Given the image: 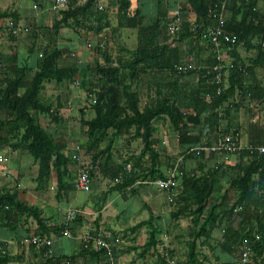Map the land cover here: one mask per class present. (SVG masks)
Masks as SVG:
<instances>
[{"label": "trees", "instance_id": "1", "mask_svg": "<svg viewBox=\"0 0 264 264\" xmlns=\"http://www.w3.org/2000/svg\"><path fill=\"white\" fill-rule=\"evenodd\" d=\"M100 1L69 0L68 7L57 13L49 29L41 27L34 32L30 52L40 53L34 66L18 64L16 56L4 54L0 44V153L8 150L9 156L11 153L27 156L37 167L35 190L40 193L48 191L52 178H55L56 197L61 199L70 187L67 183L69 166L78 162L77 155H69L68 148L77 146L78 140H57L47 133L41 124V116L49 115L55 121H61L63 104L60 98L50 102L42 100L39 93L48 82L68 86L79 83L90 97L89 105L94 114L87 119L86 108H81L80 117L75 119L81 129H85V153L89 156L86 167L90 179L101 165L110 166L113 140L109 139L101 148L109 131L115 138L132 135L133 140H140L142 154L148 155L147 168H141V156L136 158L141 169L135 175L124 172L122 181L113 186V191L123 193L139 179L162 177L154 135L157 122L168 120L179 138H185L179 155L183 157L180 167L185 175L180 191L170 203L174 210L169 216L173 224H178L182 218L190 222L187 259L183 264H228L231 259L242 264L241 256L247 247L251 250L252 264H264V153L258 151L259 147H264V0H184L179 9L180 28L174 32L168 28L172 21L170 17L168 19L171 4L168 8L163 7L164 0H156L158 13L147 26L143 25L146 15L142 13L144 10L139 0H114L119 26L137 31V46L130 59L123 60L119 55L114 60L109 47L102 45L94 52L97 58L92 57L94 67L79 63L60 68L58 60L62 54L57 45L60 29L65 27L76 31L84 28L103 34L105 28H112L108 14L97 6ZM221 6H224L225 18L222 35L229 36L234 42H225L221 35L216 46L204 36L217 26ZM210 10L217 11L216 18L211 17ZM7 19L14 28L19 27L15 26L16 12L0 10V21ZM1 31L2 28L0 34ZM6 32L8 42L13 43L16 38L13 28L8 26ZM42 36H47L48 40L37 44ZM205 51L210 54L209 65L202 66ZM222 54L227 60L224 63H231L233 67L223 68L217 83L213 67L219 64L218 55ZM189 57L200 69L177 72L175 66ZM99 59L102 63L98 62ZM258 72L262 73V78ZM191 74L197 76V82L190 86L182 82V78ZM144 85L147 88L144 89ZM205 95L209 97L206 99ZM246 101L254 102L255 110L245 108ZM67 103L66 95L65 106ZM188 110L190 112L185 113ZM244 110L251 116L246 125L245 141L240 136V113ZM195 127L199 128V136L203 130H209L216 140L202 141L200 138L190 141L185 129ZM226 137H230L239 148L246 144L252 149H239L234 161L228 152L219 155L209 151ZM179 157H167L166 163L174 164ZM192 159L196 166L187 171L188 160ZM211 160L216 161L213 166L209 165ZM225 187L234 193L230 204L225 197L216 200ZM28 220L34 221L36 228L33 231L38 237L60 240L58 237L65 229L64 223L49 226L43 210L24 203L16 190L0 189V231L7 229L17 233ZM155 220L150 215L149 219L131 228L132 231L147 228L142 246L133 244L124 250L115 246L114 240L110 242L114 264H120L118 258L129 252H133L135 258L127 264L137 261L147 264L148 256H154V264H176L174 251L164 247L160 240L163 232ZM217 230L222 236L214 255L215 262H210L208 254L200 247ZM200 240H203L201 245ZM18 241L21 245L20 238ZM83 242L78 252L69 255L54 252L47 255L42 249L43 260L37 264H78L81 259L85 264H102L103 260V264H108L104 249L91 251ZM160 245L163 246L161 251ZM8 246L0 241V264L16 260ZM51 248L53 250V245ZM222 256L227 257L225 263L220 261Z\"/></svg>", "mask_w": 264, "mask_h": 264}, {"label": "crops", "instance_id": "2", "mask_svg": "<svg viewBox=\"0 0 264 264\" xmlns=\"http://www.w3.org/2000/svg\"><path fill=\"white\" fill-rule=\"evenodd\" d=\"M33 1H34V3L32 4V6L20 5L19 7H15V5L12 4V0H10V4L12 6L9 9L18 14L17 24L15 26H19L21 28V31L16 34V38H15V41L13 43L8 42V47L6 46L7 50H3L2 52L4 54H11L12 53L13 55H15L16 59H17V63L20 65H24V64H29L31 66L35 65L36 59L40 56V53L34 52L32 54L30 52V48L34 43V39L32 36H33L34 32H37V30H40L39 28H41V27H46L49 29L52 26L53 21L56 19V15H57V13L52 12V10H51V0H43V1L38 0L39 3L37 2V0H33ZM107 1H109V5H108V3L106 5V3L101 0L98 4V8L100 10L101 9L103 10V7H104L105 12L109 16L108 20L111 21V23L112 22L115 23L113 26L117 27L120 31H121V29L124 30V33L126 36V39L124 42H126L127 45H130L128 38L132 35L134 36L135 42L132 41V43H133L132 47L134 48L133 49V51H134L136 49V46H137V31L134 29H128L125 27H120L118 24L117 18H116V22H115L113 15L116 16L117 7L114 4V0H106V2ZM7 2H8V0H0V10H7L8 9L9 5L7 4ZM149 2H151V0H145L144 2H143V0H139V3L141 4V6H143V10H144L142 13L146 15V18L144 20L145 22H147V18L149 19V15L147 14L148 9L150 8ZM154 2H155V9H154L153 15L150 18V21H151V19H153L154 15H156L158 13V10H157L158 7H157L156 0H154ZM170 4L173 7V9H175L177 7V5H179L180 3H179V0H164V3L162 6L167 7ZM34 7H36V8H34ZM172 11H170V10L168 11V19H169ZM8 20L9 19L0 21V28H2V30H3V31H1V34H0L1 38L7 37L6 28L9 26L10 23L6 24V22H3V21H8ZM147 25L148 24H146L145 26H147ZM24 29H27L28 31L24 32ZM108 29H110L112 31V28H106V30H108ZM71 30L72 29H68V28L64 27V28L60 29V31H59V37H58L57 45L60 48L61 54H62L61 58L58 60V66L60 68H65L68 66H74L72 64H76V65L79 63L88 64V63H86L85 60H87V58L91 59L92 57H93V59L97 58L96 55H94V52L96 51V47H100V45L101 46L102 45L108 46L110 48V53L112 56L111 47L109 45H111L113 42L111 43L112 40L109 38L113 37L114 34H111V33L107 34V32H105L103 30V34L97 33L99 35L93 36L94 31L87 30L84 28L83 29L78 28L76 30L77 36H73V33L71 32ZM79 33H81V34L79 35ZM65 35L68 37V39L66 41H68V44L69 43L71 44V47L67 46V50L65 49L66 48L65 47ZM46 40H48L47 36H44V37L42 36L39 39V42L37 41V44H39L40 42H43V41L45 43ZM93 43H96L95 47H93V45H94ZM91 44H92V46H91ZM88 45H90L91 49L94 52H88L87 50H85V49H89ZM10 47H11V49H10ZM185 49H186V47H185ZM76 51L78 53H81V55H79L78 53H75ZM85 52H88V54ZM119 55L117 54V56H119ZM209 59H210V54L208 52H205L201 58V64L200 65H202V66L209 65L207 63ZM182 79H183L182 82H185L190 86L195 85L197 82V76L194 74H191L189 76H185ZM66 86H68V85H66ZM145 88H147V86L144 85V89ZM66 89H65V83L55 84V83L48 82V83H45L43 85V88L39 93V97L42 100H45L47 102L55 101L56 98H60L61 103L63 104V107L61 109V121L57 122L53 118H51L49 115L45 116V117L41 116V124H42L43 128L47 131V133L54 136V138L57 140L65 141V139L68 140L70 138L78 140L77 146L75 145L76 147L75 146H73V147L69 146L70 148H68L69 149L68 150L69 155L73 156L76 154L77 159H78L77 163H73L72 165L69 166L70 177H69V180L67 181V183L70 184V187L66 190V192H64L61 199L58 200L56 197V188H55L56 179L55 178H52V182L50 184L49 190L45 191V192H41V193L37 192L35 190V183L33 182L32 187L26 193V195L22 201H24L26 204H28L30 206H37L41 210H43V215L48 220L49 226H55V225L62 224L65 220V216H66V213L68 210L75 209L78 211L76 219L70 224L71 237L70 238H62L60 240H63V239L71 240L74 238L75 240H78L79 245H81V242H83L84 236H90V237H93V239H94L97 235H102V239L107 241L108 243H110L115 238H118L117 236L121 232H124V236H126L128 238L131 237V239L133 236H137V238H140L141 237L140 233L141 234L144 233L142 236L146 238L147 237V231H148L146 227H143L140 230H133V231L131 230V228H133L134 226H136L140 222H143V221H146L147 219H149L150 215H153V217L156 219L155 221L157 223V220L158 221L161 220V219H159V216L170 215L168 213L172 210L171 208H174V206L170 205V203H169V195H170L169 192L159 191L155 187L145 186V185H142V183H140L143 180L149 179V178L139 179L132 186L128 187L125 191H123V193L118 192V191H113V189H112L113 186L122 181V179H123L122 177L124 175V172L128 173V174L133 173V175H135L136 172L139 171L141 168L145 169L149 166L148 155L142 154L143 151H142L141 142H138L135 139L133 140L132 135H125V136H120V137L115 138V137H113V132H109V137L107 136V141L109 139L113 140L112 160L109 163L110 166L106 167L105 164L102 163L103 165H101V169L98 170L97 172H95L93 177L91 178V189H90V191H93V196L90 199H86L83 201L77 200L78 191H76L74 188V181H75V178L77 175L76 172H77L78 168L81 166V162L83 160H85V162H87L85 164H87L86 166H88L89 156H87L85 153L87 138L84 136V132H81L79 126L77 129H75V128L72 129L73 123H76L75 119H77L78 117L71 115L70 109L68 107V104L70 102H68L67 105L65 106V97H66V93H67V91H65ZM83 108H85V107H83ZM186 112L188 113L190 111L188 110V111H185V113ZM90 113H92V110L90 109V107H87L86 111H85V117L87 119H91L94 116L93 113H92V115H90ZM245 113L247 114L246 110H244L242 112L243 115H245ZM79 116H80V113H79ZM43 118H45L46 120H43ZM65 118H66V120H65ZM65 121H66V123H65ZM164 122L166 123V126L168 127V132L171 131V134H167V135L163 136L165 139V137H169V135H170V137L167 138V140H168L167 145H165V146L159 145L158 146L159 147V154H160V161H161V168L159 170L162 174V177H164L166 175L167 171L173 165V164L168 165L166 163L167 162L166 161L167 156H165V154H166L165 150L168 151L169 149L173 148V149H175V151H178L177 153L180 155V153L183 150L182 141L185 140V138H183V137H181V139L179 138L177 133L174 132L173 129L170 127L169 121L165 120V119L157 122V133L158 134H161L160 131L162 130L161 127H162V124H164ZM57 123H59V124L57 125ZM76 124L79 125L78 123H76ZM240 124H241V122H240ZM65 125H67V128H69L70 130L77 131L76 133H79V131H80L79 135H81V136L77 135L74 138V137H72L71 133H69V135L68 134L66 135L65 134ZM185 131L188 132L189 136L191 137V138L189 137L190 141H196L200 138L202 139V141H205L208 138L216 140L214 134L209 133V130H206V131L203 130L202 136L198 135V132H199L198 127L186 128ZM162 133L165 134V132H162ZM74 135H75V133H74ZM156 140H157V144L161 143V141H160L161 139L157 136H156ZM121 142H125L124 148L126 149V151H125L126 158L130 157L129 160H128V158L126 160H123V162H122L123 164L115 162V160L113 158V149H115V152H116L115 154L117 156L118 153H120V151H121V150L119 151V149L121 147L118 146V144ZM106 144H107V142L105 143V145ZM114 145L116 147H114ZM194 145H196V144H194ZM11 154H12V156H9V154L7 156H5L7 158V160L8 159L10 160V162H9L10 164L9 163L8 164L10 165V167H12L11 172L12 171L15 172L21 178V177H23V175H21L19 170H21V168L24 164V162H22V161L26 160L31 165H32V162L24 154L23 155H20L17 153H11ZM175 155L173 154L171 156V158L175 157ZM179 155H177V156H179ZM82 156H84L83 159H82ZM140 156L142 157V159L140 161L141 168L137 165V162L139 161V159L138 160L136 159V158H140ZM234 157H232V158H234ZM127 160L129 162L128 164L126 162H124ZM212 162H214V161L213 160L209 161V165L213 166ZM128 165H130V167H131L130 172L126 171V167ZM186 165H187V162H186ZM2 166L3 165H0V168H2ZM33 166H34L33 168L30 166L31 168H28V170L29 169L34 170V178H35L37 175V167L35 165H33ZM187 166H188L187 171L190 170L191 168L195 167L196 166L195 160H193V159L188 160ZM107 168H108V171H106ZM0 171H3V170H0ZM9 172H10V170H8L6 172H2L3 176H2V174H0V176L5 178ZM34 178H33V180H34ZM116 179H120L121 181L117 180V182H116ZM181 183H179L174 188V191H173L174 196L177 195V193L180 191ZM3 187H8V185L3 184L0 186V189H2ZM8 188H10V187H8ZM14 190H16V189L14 188ZM53 190H54V192H52ZM16 191L18 192L19 198H20L19 190H16ZM135 196H137V198H135ZM118 199H119V201H118ZM57 203H58V205L59 204H65V205H64V207L56 209L57 214H58V219H57V222L55 223L54 218L51 216H48V213H49L48 210L52 207L56 208L55 204H57ZM167 206H170L169 212L167 211V209H168ZM146 209L150 210L148 213V217L145 219H142L141 214ZM127 210H133V212H135L137 214V216L134 217V219L136 217L138 218L136 220V223L128 225V221H126V220H130L131 217L130 216L127 217V215H126ZM46 211H47V213H46L47 215L45 214ZM122 216L126 220H124L122 218ZM121 218L123 219V222L124 221L126 222V224L122 223ZM35 228H36V225H35L34 221L28 220L27 223L25 224V226H21L19 229V232H17V233L11 232L7 229H3V231H0V241L8 244L9 245L8 247L10 248V245H13L15 242H18L19 238L22 239L23 237H25L27 235L34 234L33 230H35ZM16 234L18 235L17 237H16ZM128 235H130V236H128ZM145 238H143V239L146 241ZM92 240H91V242H88V243L83 242V244L87 248H89V249L91 248L90 249L91 251H94V250H97L98 248L96 247V245L94 244V241H92ZM145 241L143 242V244L145 243ZM55 242L53 244V250L57 244ZM138 245L139 244H137V245L135 244V246H138ZM142 245H139V246H142ZM63 246L65 247V244H63ZM88 246H90V247H88ZM27 250L33 253L35 260L39 259V258H40V261H41V259L43 260V258H42L43 255L40 252L41 250H38V249H33V250L27 249ZM27 250L22 251V253L28 252ZM79 250H80V246H79L78 251ZM74 253H76V252H74ZM74 253H71V254H74ZM56 254L57 255H61V254L65 255L66 253L57 252ZM127 254L128 253H125L123 256H120L118 258L120 264H127L130 261V258L129 259L124 258L125 256L126 257L128 256ZM66 255H69V254H66ZM11 256H12V254H11ZM122 260H124V261H122ZM101 263L103 264L104 260L101 261ZM137 263H139V262H137Z\"/></svg>", "mask_w": 264, "mask_h": 264}, {"label": "rangeland", "instance_id": "3", "mask_svg": "<svg viewBox=\"0 0 264 264\" xmlns=\"http://www.w3.org/2000/svg\"><path fill=\"white\" fill-rule=\"evenodd\" d=\"M81 1H83V0H81ZM102 1L105 2L106 5H107V3L109 5V1H107V2H106V0H102ZM144 1L145 0H143V2ZM183 2H184V0H182V1L179 0V3L180 4L179 5L176 4L177 5L176 8H180L181 5L183 4ZM33 3H34L33 0H12V4L15 5V7H19L20 5H23V6H29L30 5V6H32ZM7 4L9 5V7H8V9H9L12 6L10 4V0H8ZM149 4H150V8L147 11V14L149 15V19L147 18V22L144 21V23H143L144 26L150 22V18L153 15L154 9H155V2H154V0H151V2H149ZM166 8H168V7H166ZM175 9L171 8V6L169 8L170 11H172V10L174 11ZM103 10H104V7H103ZM171 14H172V12H171ZM171 14H170V16H171ZM174 14H175V12H174ZM113 17H114V20L116 22V16L113 15ZM3 22H6V24L7 23H11V21H9V20L8 21H3ZM109 22H110L111 26H113L115 24L114 22H112V23H111V21H109ZM104 31L107 32V34H109V33L114 34L113 37H110V38L108 37L109 39L112 40L111 43L113 42L111 45H109L111 47V52H112L113 59H116L118 57L117 54L118 55L120 54L121 55V58L123 60H129L130 59V54L132 53V51L134 49L132 47L133 46L132 41L135 42L134 41V36L132 35V36H130L128 38L130 45H127L126 42H124L125 39H126L124 30L121 29V31H120L117 27L113 26L112 27V31L110 29L106 30V28L104 29ZM71 32L73 33V36H77V32L75 30L72 29ZM80 34L81 33H79V35ZM94 35H99V34H97L96 32H94L93 36ZM67 39H68V37L65 35V47H66L65 49L66 50H67V46L68 47H71V44L70 43L68 44V41H66ZM0 44L2 46L1 47V50L2 51L3 50H7V48H6V46L8 47L7 37L1 38L0 39ZM93 44H94L93 47H95L96 43H93ZM91 46H92V44H91ZM10 49H11V47H10ZM85 50H87L88 52H94L91 49V47H89V49H85ZM88 52H85V53L88 54ZM205 52H208V51H205ZM75 53H78V52L76 51ZM78 54L81 55V53H78ZM85 61L90 66H92V67L95 66V61H93L92 58L91 59H88L87 58V60H85ZM98 62H101L102 63V59H99ZM72 65H76V64H72ZM258 76L260 78H262V73L258 72ZM65 89H66L65 91H67L66 95H67L68 102H70L68 104V107L70 109L71 115L72 116H76V117H80L79 116V110L81 108H83V107H85V108L90 107V105H89L90 99H89L86 91L83 88L80 87L79 83L77 85H72V86H66L65 85ZM255 105L256 104L254 102H248L247 103V101H246L244 103V107L245 108H253L254 109L256 107ZM92 113H90V115H92ZM249 117L251 118V116H249V114H246L245 113V115H243L242 112L240 113V122H241L240 136L242 137V140L243 141H245V138H246V134H247L246 133V130H247L246 125H247V121L250 119ZM43 120H46V119L43 118ZM78 126L79 125L73 123L72 129L73 128L77 129ZM79 128H80L81 132H84V130H85L84 128L81 129L80 126H79ZM161 129H162L160 131L161 134H158L157 133V134L154 135L155 138L157 136V137H159L161 139L160 140L161 143L160 144H157L156 145L157 147L159 145L160 146L167 145L168 144L167 138H169L170 135H169V137H165V139H164L163 136L164 135H167V134H171V131L168 132V127L166 126V123L165 122H164V124H162ZM76 132L77 131L70 130L69 128H67V130L65 129V134L66 135L67 134L69 135V133H71L72 137H74V138L77 135L78 136H81V135H79L80 131H79V133H76ZM109 132H111V131H109ZM109 132H108V135L107 136H109ZM162 132H165V134L162 133ZM74 133H75V135H74ZM136 141L140 142V140H138V139H136ZM106 142H107V138H105L103 140V142L101 144V148L104 147V145H105ZM124 143L125 142H121V143L118 144V146L121 147L119 149V151L120 150L121 151H120V153H118L117 156L115 154L116 153L115 152V149H113V158H114L115 162H117V163H122L123 160H126L128 158V157L126 158V153H125L126 149L124 148L125 147L124 146ZM114 147H116V146L114 145ZM156 149L159 151V148H156ZM8 152H9L8 150H4L0 154L1 155H4V156H7L8 155ZM165 152H166L165 156L171 157L173 154L175 155L178 151H175V149L171 148L168 151L165 150ZM9 154H10V152H9ZM177 155H179V154L177 153L175 156H177ZM83 158H84V156H82V159ZM231 160L234 161L235 160V157L232 158ZM9 162H10V160L8 159L5 163L2 164L3 165L2 166L3 169L0 168V170H3V171H0V174H2V172H6V171L10 170V172L8 173V175H6L5 178L2 177L3 174H2V176H0V186L3 185V184H7L8 187L13 188V189L15 188L16 190H19V192H20V198H21V200H23V198L25 197L26 193L32 187V184L34 182V180H33V178H34V170H30V169L28 170V168H31V167L33 168L34 166H33V164L31 165L28 161L23 160L22 162H24V164H23L21 170H19V172H21V174L23 175V177L20 178L15 172H13V171L11 172L12 167H10V165H9L10 163ZM82 162H83V164L85 166L87 165V164H85V163H87V162H85V160H83ZM82 162H81V164H82ZM215 162H212V164L215 163ZM128 163L129 162H127V164ZM78 170H79V168H78ZM78 170H77V172H78ZM77 172H76V174H77ZM54 190L52 192H54ZM92 196H93V191H90V192H78L77 193V200L78 201H83V200H86V199H90ZM221 197H225L224 200L227 202V204H230L233 201V199H234V193H233V191L230 188L225 187V188H223L222 192L216 197V200L217 201L220 200ZM135 198H137V196H135ZM118 201H119V199H118ZM55 205H56L55 206L56 208L52 207V208H50L48 210V212H49L48 213V216L53 217L54 220H55L54 222L56 223L57 222V219H58V214H57L56 209L57 208L64 207L65 204H59L58 205V203H57ZM167 208H168L167 211L169 212L170 211L169 210L170 209V206H167ZM148 209L144 210L143 213L141 214V218L142 219H145V218L148 217V213L150 211ZM171 209L172 210L168 214H170L171 212H173L174 208H171ZM46 213H47V211L45 212V214ZM126 215H127V217L128 216L131 217L130 220H126L122 216V218L124 220L128 221V225L129 224L136 223V220L138 218L136 217L134 219V217L137 216V214L135 212H133V210H127V214ZM169 216L170 215H161V216H159V219H161V220L160 221L157 220V225L161 228V230L163 232V234L160 236V240H161V242H162V244H163L164 247H167L169 249H172V251H174V257L176 259V264H183V263H185V261L187 259L186 258V254H187V243H186V241L188 239V233L190 231V222H189L188 219L182 218L178 222V224H173V221H172V219H170ZM122 218H121L122 223L123 224H126L125 221L123 222V219ZM1 231H3V229ZM143 234L140 233V235H141L140 238H137V236H133L132 239H131V237L128 238V237L124 236V232L119 233V235L117 236L119 238V240H120L119 245H118L119 246V249L121 248V249L126 250L127 248H129L133 244L134 245L135 244L136 245L137 244L142 245L143 242L145 241L143 239L145 237L142 236ZM17 236L18 235L16 234V237ZM128 236H130V235H128ZM221 236H222V234H221L220 231H218V230L215 231L212 234L211 238L208 241L204 242L205 243L204 246L202 245V247H200L202 249V251H204V252H206L208 254V257H209L210 262H215L214 255L217 253V244L221 240ZM133 240H135V241L132 243ZM202 242H203V240H200L199 241V245H201ZM55 243H57L56 246L54 247V250H53V252L55 254L57 252L71 254V253L77 252L78 249H79V246H80L79 245V241L78 240H75L74 238L71 239V240H68V239L57 240ZM63 244H65V247L63 246ZM163 246L160 245L158 247L159 248V251H161V248H163ZM8 249L10 251V254H12V256H13V259L14 258L16 259L15 261H13L10 264H37L40 261V258L35 260V257L33 256V253L30 252V251H28V250H27L28 252H25V253L23 252L22 253V251H26V250L21 247L19 241L18 242H15L13 245H10V248H8ZM127 255H128L127 257L126 256L124 257L125 259L126 258L129 259L131 257L130 259L133 260L135 258V256H134L135 254L133 252H129ZM226 258L227 257L222 256L220 258L221 263H225L224 260ZM122 261H124V260H122ZM146 261H147L146 262L147 264H154L155 258H154V256H152V257H149L148 256V258H146ZM137 262H139V263H137ZM137 262L135 264H142V261H137ZM78 264H85V262H84V260L81 259V260H79V263ZM228 264H239V263L235 259H231L230 263H228Z\"/></svg>", "mask_w": 264, "mask_h": 264}, {"label": "built area", "instance_id": "4", "mask_svg": "<svg viewBox=\"0 0 264 264\" xmlns=\"http://www.w3.org/2000/svg\"><path fill=\"white\" fill-rule=\"evenodd\" d=\"M69 4V0H51V10L52 12L55 13H59L62 10H65L68 7ZM36 8V7H34ZM223 8L224 6H221L220 9L221 11H219V17H218V22H217V26L215 27V29L211 30L210 32H208L207 35H205V38H209V40L211 41V43H215L216 46L219 45V40H220V36L222 35V28L225 22V18H224V14H223ZM180 8H176L174 11H172V14L170 16V18L172 19L171 24L169 25V29L171 32L177 31L178 28H180V24H181V19H180V12H179ZM175 12V14H174ZM209 14L211 15V17L214 19L216 18L217 11L216 10H210ZM9 26L11 28H13V33L17 34L21 31V28H14L13 24L10 23ZM27 29H24V32H27ZM224 38V41H231L234 42L233 39H231L229 36L226 35H222V39ZM90 47V45H88ZM101 47V45H100ZM218 61L219 64H217L216 66L213 67V71L216 73V81L217 83L220 81V72L223 68H232L233 65L231 63L229 64H225L224 62H227L225 60V56L224 54L222 55H218ZM223 62V63H220ZM175 69L177 72H187V71H196L199 70V66H197L194 63V60L192 57H189L187 60H185L183 63H179L175 66ZM220 89L217 90V93L219 94ZM209 96L205 95V98L207 99ZM90 98V97H89ZM93 103H95L94 100H92ZM252 149L250 146H246V144L242 145V147H238L235 146L234 143L232 142L230 137H226L224 139H221L214 147L210 148L209 151L211 152H216L217 154H223L225 152H228L231 154V159L232 157L235 156V153L239 150V149ZM198 148H196L195 150H197ZM208 150V149H207ZM259 153H264V147H259L258 148ZM183 157H179L178 160L173 164V166L167 171L166 175L164 177H159V178H155V179H145V180H141L142 185L145 186H152L155 187L157 190L159 191H166L169 192V203H173V197H174V193H172L174 191V188L181 183L185 173L183 172V170L180 167V162L182 161ZM7 161V158L4 155L0 154V165H2L3 163H5ZM131 167L130 165H128L126 167V171L130 172ZM120 181V179H116ZM74 188L76 191L78 192H90L91 189V179H90V173H89V169L82 163L81 166L79 167V170L77 172L75 181H74ZM78 214V211L75 209H70L67 211L66 216H65V220H64V226L65 229L62 232V236L58 237V239L61 238H70L71 237V233H70V224L76 219ZM91 239L90 236H84L83 240L85 241H89ZM57 240L56 238H46V237H38L34 234L28 235L26 237H24L23 239H21V246L26 248V249H30V248H34V249H38V250H46V254L47 255H52L53 250H52V245L54 243V241ZM92 241H94V244L96 245V247L98 249H104L106 252V258H107V263L108 264H114L115 262V258L113 257L112 254V244L108 243L107 241L102 239V235H97ZM120 240L118 238L114 239L113 244L115 246L118 247ZM250 253L251 250L249 247H247L245 249V251L242 253L241 256V263L242 264H252V260L250 258ZM212 264H217V263H212Z\"/></svg>", "mask_w": 264, "mask_h": 264}]
</instances>
